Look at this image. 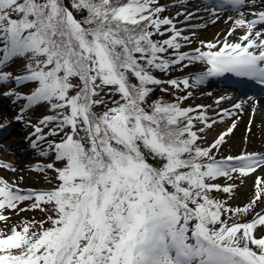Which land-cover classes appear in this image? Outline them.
Returning a JSON list of instances; mask_svg holds the SVG:
<instances>
[{
  "label": "snow or ice",
  "instance_id": "obj_1",
  "mask_svg": "<svg viewBox=\"0 0 264 264\" xmlns=\"http://www.w3.org/2000/svg\"><path fill=\"white\" fill-rule=\"evenodd\" d=\"M198 2L202 10H191L193 0H0V95L17 106L15 122L32 128L26 139L41 162L29 170L49 185L0 177V222L7 213L46 217L0 230V264H264V209L254 212L264 201V152L222 154L246 101L220 107L231 100L220 96L215 116L212 105L184 106L209 78L264 84V0ZM170 7L183 11L167 16ZM222 11L238 13L224 39H200L207 24L191 22L217 23ZM18 59L26 75L4 71ZM197 64L199 72L172 77ZM13 82L31 84L30 94ZM169 88L172 100L155 95ZM34 106L45 109L36 125ZM0 170L18 171L2 158ZM252 174L253 198L233 207L236 181Z\"/></svg>",
  "mask_w": 264,
  "mask_h": 264
},
{
  "label": "rangeland",
  "instance_id": "obj_2",
  "mask_svg": "<svg viewBox=\"0 0 264 264\" xmlns=\"http://www.w3.org/2000/svg\"><path fill=\"white\" fill-rule=\"evenodd\" d=\"M162 3H167L169 5L178 4L180 0H161ZM205 5L203 3H199L198 0H193L191 5V10H196L197 8L203 9ZM264 10V9H262ZM177 11H183L182 9H178L176 7H170L169 10L165 13L167 16H173ZM230 11H222L220 13L221 20L217 23H212V18L207 17L205 19L193 20L191 23L196 25L207 24V27H198L197 34L200 39L204 41H214L217 38V34L219 33V39L223 40L229 29V23H226L227 17L230 15L234 16L236 14L229 13ZM180 20H183L184 17L180 16ZM232 39V37H229ZM199 46L198 42H195L191 45V48H195ZM190 50L189 48H186ZM25 61L23 60H15L14 65L9 68L14 73H22L25 72L24 68ZM202 65L197 64L194 67H191L185 72H199L201 69L199 68ZM203 67V66H202ZM184 73V72H180ZM215 79L223 78L226 80L227 75L225 74L223 77H213ZM211 78H209L210 80ZM222 84V91L228 97H231L229 101H222L220 107H223V104L226 107H231L234 101H246L248 103V96L242 92L232 89L227 86V82ZM14 84V82H13ZM12 84V88L14 87ZM19 90L23 93V88H19ZM193 93H196L197 98H200V105H212L213 111L209 114L215 116V112L218 110L215 105V101L217 100L214 89L211 86L207 85V82L204 85L199 86L198 88L193 90ZM208 93L212 95L209 96ZM254 99H260L262 102L264 101L263 97H253ZM252 100V99H251ZM260 100L255 102V113L253 115L250 107L246 109L244 114L237 119V123L239 127L236 128L230 137H226V143L222 146V150H225V153L229 152V154L235 156L240 155L242 150H246L247 152H264V125L258 126L253 125V120L259 115L260 119L264 114V108H261L257 105ZM253 104V103H249ZM4 110L9 112L8 116H4ZM45 112L43 107L34 106V110L29 113L31 115V124L36 125L38 123V118L42 116ZM261 114V115H260ZM17 115V106L13 105L11 98H6L0 95V122L9 121L11 122L10 126L4 130H0V149H6L4 151H0V158L4 159L6 162L12 163L17 167L18 171L13 174L10 170H0V177H3L9 181L15 179V182L20 187L29 186L36 187L37 189L47 188L49 187L48 182L46 181L44 174L37 173L35 171H30L29 169L37 162H41L36 156L33 150L30 149L29 142L26 139V136L32 131L31 127L26 126L24 122H15L14 117ZM252 118L251 130L248 131V121ZM228 123L215 125L212 131H208L207 138L208 142H211L213 137L223 129H226ZM221 127V128H220ZM9 141V143H7ZM46 159H43V163ZM49 160V159H47ZM264 175V172L260 173ZM19 176H23L24 180L21 182L19 179H16ZM256 179V174H252L249 178L245 180L244 183H240L239 180L236 181L238 187L235 189L233 199L229 201V203L233 206L242 205L246 203V200L249 196V193L254 190V183ZM221 183L224 181H220ZM11 217H14V220H19L21 218L24 219H33L40 217V212L37 211H26L23 213H7Z\"/></svg>",
  "mask_w": 264,
  "mask_h": 264
},
{
  "label": "trees",
  "instance_id": "obj_3",
  "mask_svg": "<svg viewBox=\"0 0 264 264\" xmlns=\"http://www.w3.org/2000/svg\"><path fill=\"white\" fill-rule=\"evenodd\" d=\"M65 2L68 3V0H65ZM162 78H164V77H162ZM172 92H173V89H170V88H169V92L168 93H161L159 91V89H157L155 95L156 96H163V98L165 100H172L173 99V97L171 95ZM176 94L177 95H182L181 93H176ZM184 106H185V104H184ZM59 166H60L59 163H57V167H59ZM51 174L54 175V173H51ZM253 196H254V194L250 198H253ZM40 217H42V219H46V217L43 214H40ZM37 220H40V219L37 218ZM241 222H243V220ZM19 223H21V221L18 222L17 220H13L12 218H10L7 222H0V230H4L5 232H7L13 226H15V225H17ZM46 227H47V225H46Z\"/></svg>",
  "mask_w": 264,
  "mask_h": 264
},
{
  "label": "bare ground",
  "instance_id": "obj_4",
  "mask_svg": "<svg viewBox=\"0 0 264 264\" xmlns=\"http://www.w3.org/2000/svg\"><path fill=\"white\" fill-rule=\"evenodd\" d=\"M238 15V13H236V15H234L233 17H236ZM229 16H232L229 14ZM250 18V17H249ZM210 86H214V85H210ZM215 94H216V98L218 99L220 96H225L224 93L221 92V88H219L218 86H215ZM251 103V102H250ZM249 105V103L247 104ZM247 105H244L245 109H249ZM257 105L261 108H264V101L262 102V100H260V102L257 103ZM223 107H226L224 104H223ZM264 111V110H263ZM9 115V112L8 111H5L4 110V116H8ZM261 115V114H260ZM262 116V119H260L259 115L253 120V125H258V126H261V125H264V114L261 115ZM10 121V120H9ZM241 123V122H240ZM240 123H237V128L239 127V124ZM228 126V124H227ZM226 126V127H227ZM221 128V127H220ZM9 143V141L7 142Z\"/></svg>",
  "mask_w": 264,
  "mask_h": 264
}]
</instances>
